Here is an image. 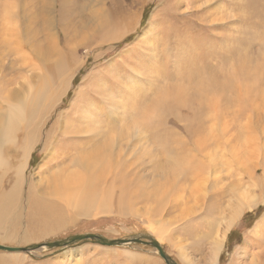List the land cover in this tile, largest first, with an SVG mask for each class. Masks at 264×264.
Here are the masks:
<instances>
[{"label": "rangeland", "instance_id": "1", "mask_svg": "<svg viewBox=\"0 0 264 264\" xmlns=\"http://www.w3.org/2000/svg\"><path fill=\"white\" fill-rule=\"evenodd\" d=\"M248 1L0 0V243L148 234L179 264H263L264 209L250 215L264 206V72L246 92L245 77L237 75L243 55L253 61L251 72L257 61L264 68V30L251 15L255 0ZM200 65L207 70L197 71ZM221 75L230 77V88L201 96L198 81ZM169 92H186L187 102L173 105ZM206 96L212 115L202 108ZM16 103L25 106L24 118L8 128ZM26 109H36L32 126ZM97 133L99 141L90 138ZM84 138L102 143L104 160L112 151L110 169L96 168L102 176L73 161L83 148H97ZM169 152L183 171L190 155L197 167L172 181L162 178L157 173ZM72 173L79 174L76 185L62 181ZM235 206H243L241 215L226 230ZM130 253L147 255L146 262ZM0 264L165 263L148 245L87 241L0 251Z\"/></svg>", "mask_w": 264, "mask_h": 264}, {"label": "bare ground", "instance_id": "2", "mask_svg": "<svg viewBox=\"0 0 264 264\" xmlns=\"http://www.w3.org/2000/svg\"><path fill=\"white\" fill-rule=\"evenodd\" d=\"M248 2H250V0L248 1ZM255 2H256V5L255 6H252L253 7V11H252V13H251V15L252 16H255V18L256 19H258V18H261V19H258L257 21H258V25L261 27V28H263V30H264V21H262V20H264V0H255ZM242 8L245 10V12L246 13H248V11H247V7H246V5H242ZM4 9V8H3ZM6 14H8V13H6ZM5 15V14H4ZM9 15V14H8ZM8 17V16H7ZM11 17V16H10ZM5 18H6V16H5ZM10 19H12V18H10ZM255 23H256V21H255ZM253 26V25H252ZM256 26V25H255ZM257 30V29H256ZM262 31V30H261ZM1 32V31H0ZM257 33V32H256ZM255 35V34H254ZM262 36H264V33L262 34ZM107 39H109L108 37H106ZM211 38H214V37H212L211 36ZM210 38V39H211ZM255 38V37H254ZM264 39V38H263ZM2 40H3V38H2ZM103 40H105V39H103ZM3 42V41H2ZM1 42V43H2ZM243 43H245V41L243 42ZM243 43H241V44H243ZM246 43H248V45H249V42L248 41H246ZM255 43V42H254ZM4 44V43H3ZM261 48L264 50V44L263 45H261ZM261 49V50H262ZM211 52V51H210ZM263 52V51H262ZM213 53V52H212ZM258 53H260V52H258ZM215 56V55H214ZM221 56V58L223 59V60H225L226 59V56H224L223 54L222 55H220ZM259 56V55H258ZM188 57V56H187ZM219 56H217V58H218ZM262 59V58H261ZM219 60V59H218ZM249 60H251V59H249L246 55H243L242 56V58L238 61L239 62V64H241V65H239V67H238V69H237V75L238 76H240L241 78H242V80L244 79V77H245V84H244V90H245V92L246 91H248V90H250L251 88H253L254 87V84H255V82L257 81V80H259L260 79V76L262 75V73L264 72V68H262V70H261V65H262V63L261 62H259V61H257L256 62V65H254V67H253V69H257L258 71H254V72H251L252 70H251V68L249 67ZM252 61V60H251ZM262 61L264 62V60L262 59ZM253 62V61H252ZM243 63V64H242ZM196 65V64H195ZM57 67H58V65H57ZM56 69V68H55ZM203 69H205V70H207V68H206V66L205 65H200V66H197V71L198 70H202L203 71ZM54 70V69H53ZM52 70V71H53ZM251 70V71H250ZM262 71V72H261ZM50 73V72H49ZM54 73V72H53ZM65 75V74H64ZM51 77H52V74H51ZM221 77L222 78H220V79H222V80H219V81H216V77H212V78H204V79H201L200 81H198L201 85H200V95L201 96H205V95H207V94H209V93H213V94H216V93H220V92H225V91H227V87L229 86V82H230V77L229 76H226V75H221ZM190 80H193L194 79V77L192 76V77H190L189 78ZM48 80V79H47ZM51 80V79H50ZM53 81H54V79H53ZM61 83V82H60ZM46 84V86H47V83H45ZM67 84H69V82L67 83ZM45 86V85H44ZM67 87V86H66ZM229 88H230V86H229ZM228 88V89H229ZM47 89H48V87H47ZM46 89V91L48 92V90ZM62 90H63V86H61L58 90H55V92H54V94H53V97H54V99H59V97H60V95L62 94ZM230 90V89H229ZM228 90V91H229ZM44 91V90H43ZM50 91H52V90H50ZM238 91V90H237ZM42 92V90H40V93ZM36 94V93H35ZM48 94H49V92H48ZM51 94H52V92H51ZM51 94H50V97H51ZM37 96V95H36ZM40 96H44V94H43V92L40 94ZM49 97V96H48ZM185 97H186V92H174V93H170L169 92V98H170V101H171V103L173 104V105H175V104H179V105H184L185 104V102H187V100L185 99ZM35 98V97H34ZM43 98V97H42ZM50 101H51V99H50ZM51 103V102H50ZM17 104V103H16ZM47 105H48V103H46ZM201 104H202V108L205 110V112H206V109H207V113L208 112H210V114H211V111H213L214 110V108L212 107V104L209 102V98H208V96H206L205 97V99L201 102ZM23 105V104H22ZM19 105V103L15 106V104H14V106L13 105H11V106H13L12 108H13V110L12 111H10L9 112V114H8V117H7V127L8 128H10V127H13L14 126V122H16V121H18V119H19V117H20V115H21V117H20V121H23L22 119L24 118V112H25V106L23 105ZM198 105H200V103H197V106ZM10 106V107H11ZM151 107H153V104L151 105ZM34 108H35V106H34ZM38 109H39V107H38ZM47 109H49V108H47ZM11 110V109H10ZM27 111H26V113H27V115L25 116V118H26V125L28 124H31V119H32V116H33V114H34V112L36 111V109H26ZM40 110V109H39ZM47 111V110H46ZM48 112V111H47ZM191 112V111H190ZM189 112V113H190ZM129 113V112H128ZM192 113V112H191ZM35 114H36V112H35ZM42 114V113H41ZM167 114V113H166ZM170 114V113H169ZM23 115V116H22ZM212 115V114H211ZM36 116H37V114H36ZM40 116V115H39ZM213 116H214V114H213ZM34 117H35V115H34ZM33 117V118H34ZM175 117V116H174ZM13 118H15V119H13ZM38 118V117H37ZM165 118V117H164ZM3 119V118H2ZM12 119L14 120L13 121V123L11 122L12 121ZM166 120V119H165ZM1 121H3V120H1V118H0V122ZM213 121H214V119H213ZM212 120H211V123L213 122ZM38 123H39V121H38ZM32 124H33V122H32ZM32 124H31V126H32ZM37 124V123H36ZM38 125V124H37ZM34 126V125H33ZM35 127H36V125H35ZM14 129V128H13ZM32 129H34L33 127H32ZM37 129V128H36ZM28 134H30V133H28ZM27 134V135H28ZM99 134L100 133H97V134H95L93 137H90V138H95V139H97L98 141H99ZM26 135V136H27ZM28 136H30V135H28ZM31 137V136H30ZM97 137V138H96ZM25 138V137H24ZM32 138V137H31ZM27 139V138H26ZM84 139H86L85 140V142L86 143H88L87 145H91V144H89V143H94L95 145H96V147L98 146V143H95L94 141H97V140H91V139H89V138H84ZM106 140H108V139H106ZM1 139H0V151H1ZM97 141V142H98ZM110 142V141H109ZM105 143H106V141H105ZM111 145V144H110ZM110 145H108L109 146V148H108V150L109 149H111V147H110ZM183 146V145H182ZM193 146V145H192ZM191 146V147H192ZM223 147V146H222ZM100 148L102 149V143H101V145H100V147H97L96 149H93V150H90V151H86V150H84V148L82 149V150H80L79 151V154H80V156H79V158H81V159H79V160H73L75 163H78V164H80V167H83V168H89V169H93L94 171H93V173H94V176H97V175H100V176H102V172L101 173H99V172H97V170H96V168H99V169H110V167H109V165H107V164H110V162H109V158H110V156H109V152H110V150H109V152L107 153L108 154V157H107V155H105V157L108 159V161H107V159H103L102 157H101V154H100ZM105 148H106V146H105ZM188 148V147H187ZM187 148H186V150H185V152L186 151H188L187 150ZM196 148V147H195ZM105 151H106V149H105ZM198 151H200V150H198ZM102 152V151H101ZM112 152V151H111ZM111 152H110V155H111ZM193 152H195V151H193ZM193 152H191V153H193ZM198 153V152H197ZM169 154H171L170 152H169ZM195 154V153H194ZM199 154V153H198ZM203 154V153H202ZM104 155V154H103ZM172 155V154H171ZM189 155H190V153H189ZM189 155H188V157H189ZM193 155H190V159H192L191 160V162L189 163V165L184 169V171H183V165L181 164V163H179V159H177L176 157H174V155H172V158L171 159H166V161H165V165L161 168V167H159L160 169L158 170V172L159 173H157L158 175H161V177L163 178V176H166V177H169L170 178V181H172V179H177L179 176H181L184 172H187V173H190L192 170H194L197 166H196V164H194V163H192V162H197L198 161V159H196V158H191ZM199 155H197V158H199L198 157ZM104 157V158H105ZM180 156L178 155V158H179ZM196 157V156H195ZM90 159L89 161H84V160H86V159ZM165 158V157H164ZM183 159V157L181 156V160ZM190 159H188V160H190ZM199 159H201V158H199ZM110 160H111V158H110ZM106 161L107 162H109V163H106ZM114 161V160H113ZM183 161L184 162H189V161H187V159H183ZM0 163H2V159H1V157H0ZM201 163V162H200ZM200 163H199V166H200ZM115 164V162L113 163V165ZM111 165V164H110ZM118 166V165H117ZM210 166V165H209ZM116 167V166H115ZM108 169V170H109ZM73 173H74V171H72ZM78 172V171H77ZM105 172V171H104ZM73 173L72 174H68L67 176L66 175H64V176H62V181L63 182H65V183H68V184H75L76 182H78V176L77 175H79V174H77L76 176H74L73 175ZM107 173V172H106ZM104 174V173H103ZM92 176V175H91ZM106 176V175H105ZM59 177V176H58ZM93 177V176H92ZM107 177V176H106ZM60 178H61V176H60ZM81 178V177H80ZM88 178H90V176L88 177ZM95 178H99V176L98 177H95ZM100 178H102V177H100ZM95 180H97V179H94V181ZM163 180V179H162ZM80 181V180H79ZM91 181V180H90ZM93 181V182H94ZM161 181V180H160ZM169 182V181H168ZM85 183V182H84ZM175 183H176V181H175ZM86 184V183H85ZM166 185H165V187H170L172 184H174L173 182L172 183H169V184H167V183H165ZM64 185V184H63ZM76 185V184H75ZM21 186V185H20ZM70 186V185H69ZM68 186V187H69ZM159 186V185H158ZM162 186V185H161ZM159 187V189L158 190H165V189H163V187ZM66 187V186H65ZM82 187H85V186H83L82 185ZM71 189H73V188H71ZM85 189H87V187L85 188ZM82 190V189H81ZM160 190V191H161ZM75 191V190H74ZM88 192V191H87ZM143 192H145V191H143ZM158 191H156L155 190V193H154V195L157 193ZM81 193H83V192H81ZM89 193H91V194H93L94 195V199H93V201L92 202H90L91 204H93L95 201H96V190H95V194H94V192H89ZM107 195H108V193H107ZM2 196H3V198H4V195L2 194ZM1 196V197H2ZM0 197V198H1ZM7 197V196H6ZM107 197V196H106ZM78 198L80 199V197L79 196H77V198H75V199H77L78 200ZM240 198V197H239ZM74 199V200H75ZM104 199H106V198H104ZM161 199V198H160ZM159 199V200H160ZM242 199H244V198H242ZM7 200V198H5V200L4 201H6ZM0 201H1V199H0ZM76 201V200H75ZM250 201H252V199L250 200ZM2 203L4 204V203H6V202H3V199H2ZM239 203H241V200H239L238 201V203L237 204H239ZM236 204V205H237ZM83 205V204H82ZM159 205V204H158ZM242 205H244V207L245 208H247V207H249L250 205H251V202H244V201H242ZM235 207H237V206H235ZM239 207V206H238ZM237 207V209H238V211L236 212V215L228 222V224L227 225H229L227 228H226V230H228L229 228H230V226H231V224H233V222L235 223V220L241 215V210L243 209V206L241 207V208H238ZM235 210H236V208H235ZM0 216L2 217V214L0 213ZM231 216H233V214L231 215ZM0 224H1V222H0ZM2 225V224H1ZM0 225V226H1ZM255 228V227H254ZM158 234H159V232H157ZM224 241H225V237H224V235L221 237V235H220V237L218 238V240H216V246H215V254H216V263H217V261H218V256H219V253H220V250H221V248H222V246H223V243H224ZM249 247H251V246H249ZM4 252H7V253H11V252H13V251H4ZM263 252V254H264V250L262 251ZM14 253H17V252H14ZM132 253H130L129 255L133 258L134 257V255L135 254H132ZM136 257H143L142 259H144V261L143 262H146V260L145 259H147L146 257H147V255H146V257L144 256V255H135ZM13 263V262H12ZM232 264H237V262H233ZM238 264H241L240 262L238 263ZM263 264H264V261H263Z\"/></svg>", "mask_w": 264, "mask_h": 264}, {"label": "water", "instance_id": "3", "mask_svg": "<svg viewBox=\"0 0 264 264\" xmlns=\"http://www.w3.org/2000/svg\"><path fill=\"white\" fill-rule=\"evenodd\" d=\"M93 242L106 247H123L136 243L148 245L155 249L157 255L165 264H179L162 247L159 241L148 234H135L124 238H108L101 233L87 232L74 234L63 239L33 243L27 246H10L0 243V251H13L32 253L35 251H50L52 249H64L75 246L81 242Z\"/></svg>", "mask_w": 264, "mask_h": 264}, {"label": "trees", "instance_id": "4", "mask_svg": "<svg viewBox=\"0 0 264 264\" xmlns=\"http://www.w3.org/2000/svg\"><path fill=\"white\" fill-rule=\"evenodd\" d=\"M77 79H78V77H77ZM76 81L73 79V84L74 85H76ZM264 209V206L263 207H258V209L257 210H255V211H253L252 213H251V217H258L260 214H261V212H262V210ZM254 214V215H253ZM244 218V217H243ZM232 235H233V233L231 232V235L229 236V243H231L230 244V246H228L227 248L230 250V248H231V246H232V244H233V242H234V240H235V237H232ZM231 237H232V239H231ZM238 236H237V238H236V240L238 241ZM239 242V241H238Z\"/></svg>", "mask_w": 264, "mask_h": 264}]
</instances>
